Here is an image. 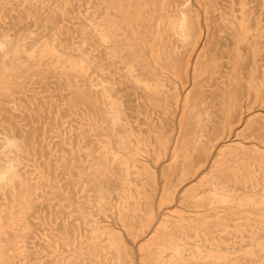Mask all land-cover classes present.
<instances>
[{"label": "rangeland", "instance_id": "1", "mask_svg": "<svg viewBox=\"0 0 264 264\" xmlns=\"http://www.w3.org/2000/svg\"><path fill=\"white\" fill-rule=\"evenodd\" d=\"M130 258L264 264L262 0H0V264Z\"/></svg>", "mask_w": 264, "mask_h": 264}, {"label": "bare ground", "instance_id": "2", "mask_svg": "<svg viewBox=\"0 0 264 264\" xmlns=\"http://www.w3.org/2000/svg\"><path fill=\"white\" fill-rule=\"evenodd\" d=\"M262 2L264 3V0H262ZM181 17H182V19H181V22H182V26H181V28L180 27H178L177 25H175L174 26V28H173V32L172 33H174V35H180L181 37H183V38H186V37H189V35L191 34V31H190V29L188 28V25H187V22H188V17L185 15V14H182L181 15ZM180 20V19H179ZM169 32V31H168ZM164 33V32H163ZM165 33H166V31H165ZM168 35V34H167ZM165 36V35H164ZM161 37V36H160ZM169 37H171V36H169ZM168 39V38H167ZM177 39V38H176ZM180 39V38H179ZM165 40V39H164ZM188 40H190V39H188ZM174 41V40H173ZM176 41V40H175ZM168 46V45H167ZM171 46H173V45H171ZM177 46V45H176ZM182 47V46H181ZM174 48V47H173ZM168 49V48H167ZM170 49V48H169ZM183 49V48H182ZM181 49V50H182ZM161 51V50H160ZM175 51V50H174ZM178 51V50H177ZM176 51V52H177ZM180 51V50H179ZM163 52V51H162ZM167 53V52H166ZM169 53V52H168ZM165 54V53H164ZM170 54V53H169ZM172 54V53H171ZM170 54V55H171ZM160 55H161V53H160ZM173 57V56H172ZM192 57H194V56H192ZM82 59V58H81ZM84 60V59H83ZM84 61H86V60H84ZM178 61V60H177ZM79 62H80V60H79ZM82 63V62H81ZM174 63V62H173ZM189 63V62H188ZM192 63V62H191ZM83 64V63H82ZM81 64V65H82ZM172 65H174V64H172ZM191 65V64H190ZM196 65V64H195ZM193 66V65H192ZM173 67H175V66H173ZM177 67V66H176ZM78 68V67H77ZM86 68V67H85ZM84 68V69H85ZM195 68V67H194ZM80 70V69H79ZM190 70V69H189ZM161 71H163V70H161ZM167 72V71H166ZM177 72V71H176ZM197 72V71H196ZM162 73V72H161ZM173 73V72H172ZM176 74V73H175ZM195 74V73H194ZM154 75H156V74H154ZM168 75H169V73H168ZM185 75H186V73H185ZM154 77V76H153ZM162 78V77H161ZM167 78V77H166ZM172 79V78H171ZM154 80V79H153ZM163 80V79H162ZM173 80V79H172ZM217 80V79H216ZM155 81V80H154ZM171 81V80H170ZM215 81V80H214ZM175 82V81H174ZM154 84V83H153ZM157 85V84H156ZM180 85V84H179ZM179 85H178V87H179ZM181 86V85H180ZM176 87V86H175ZM161 88V87H160ZM177 88V87H176ZM184 88V87H183ZM187 88V87H186ZM155 89V88H154ZM168 89H170V88H168ZM202 89H204V88H202ZM201 89V90H202ZM164 90V89H163ZM180 90V89H179ZM200 90V91H201ZM207 90V89H206ZM111 91V90H110ZM156 91V90H155ZM166 91V90H165ZM203 91V90H202ZM205 91V90H204ZM208 91V90H207ZM161 92V91H160ZM180 92V91H179ZM184 92H185V90H184ZM165 93V92H164ZM167 93H169V92H167ZM209 93V92H208ZM183 95V94H182ZM188 96V95H187ZM207 96H208V94H207ZM168 97V96H167ZM171 97V96H170ZM203 97V96H202ZM156 98H157V96H156ZM172 98H170V100H171ZM203 99V98H202ZM149 100V99H148ZM151 100H152V98H151ZM198 100V99H197ZM151 102H153V101H151ZM156 104V103H155ZM169 106V105H168ZM173 106V105H172ZM114 107V106H113ZM118 109V108H117ZM203 111V110H202ZM169 114V113H168ZM165 116V115H164ZM168 118V117H167ZM133 132V131H132ZM143 132V131H142ZM142 135V134H141ZM134 136V135H133ZM108 137V136H107ZM158 137V136H157ZM103 139V138H102ZM133 140V139H132ZM142 140H144V139H142ZM103 141V140H102ZM135 141V140H134ZM144 141H146V140H144ZM128 142V141H127ZM126 142V143H127ZM131 142V141H130ZM129 143V142H128ZM97 144H98V142H97ZM108 144V143H107ZM109 145V144H108ZM129 145H130V143H129ZM138 145V144H137ZM103 146V145H102ZM149 146H150V144H149ZM96 147H98L97 145H96ZM140 147H142V146H140ZM139 148V147H138ZM98 149V148H97ZM101 149V148H100ZM146 150V149H145ZM147 152H148V150H146ZM105 152V151H104ZM154 152V151H153ZM90 153V152H89ZM118 153V152H117ZM122 153V152H121ZM142 153V152H141ZM101 154H102V152H101ZM160 154V153H159ZM194 154V153H193ZM105 155V154H104ZM122 155V154H121ZM143 155V154H142ZM151 156H152V154H150ZM153 155H155V154H153ZM99 156V155H98ZM101 156V155H100ZM99 156V157H100ZM147 156V155H146ZM98 157V158H99ZM104 157H106V156H104ZM116 157H117V155H116ZM89 158H90V156H89ZM104 159V158H103ZM110 159H111V157H110ZM162 159V158H161ZM90 160V159H89ZM92 160V159H91ZM99 160V159H98ZM114 160V159H113ZM132 160H134V159H132ZM106 161V160H105ZM104 161V162H105ZM123 161V160H122ZM152 161H153V159H152ZM100 162V161H99ZM103 162V163H104ZM124 162H126V161H124ZM139 162H141V161H139ZM149 162H150V160H149ZM183 162V161H182ZM116 163H118V162H116ZM145 163H147V162H145ZM144 163V164H145ZM180 163V162H179ZM96 164V163H95ZM101 164V163H100ZM112 164V163H111ZM134 165V164H133ZM137 165V164H136ZM178 165V164H177ZM180 165H181V163H180ZM99 166V165H98ZM110 166V165H109ZM132 166V165H131ZM149 166V165H148ZM147 166V167H148ZM13 167V166H12ZM103 166L101 165V168H102ZM115 167V166H114ZM136 167H138V166H136ZM111 168V167H110ZM152 168V167H151ZM181 168V167H180ZM103 169H104V167H103ZM124 169V168H123ZM128 169V168H127ZM178 169V168H177ZM98 170H99V168H98ZM138 170V169H137ZM137 170H135V171H137ZM140 170V169H139ZM145 170H146V168H145ZM182 170V169H181ZM10 171H13V170H10ZM107 171V170H106ZM110 171V170H109ZM134 171V170H133ZM151 171V170H150ZM114 172H116V171H114ZM140 172V171H139ZM154 172V171H153ZM156 172V171H155ZM12 173V172H11ZM104 173V172H103ZM108 173V172H107ZM134 173V172H133ZM180 173V172H179ZM106 174V173H105ZM116 174V173H115ZM136 174H138V173H136ZM154 175V174H153ZM157 176V175H156ZM138 178H140L139 176H138ZM79 179H80V177H79ZM136 179V178H135ZM146 179V178H145ZM137 180V179H136ZM139 180V179H138ZM144 180V179H143ZM155 181V180H154ZM129 183V182H128ZM127 183V184H128ZM133 183V182H132ZM134 185V184H133ZM87 186V185H86ZM129 186H130V184H129ZM140 186V185H139ZM142 186V185H141ZM156 186V185H155ZM84 187H85V185H84ZM88 187V186H87ZM86 187V188H87ZM85 188V189H86ZM127 188V187H126ZM133 188V187H132ZM144 188V187H143ZM147 189V188H146ZM127 190V189H126ZM132 190V189H131ZM130 190V191H131ZM138 190V189H137ZM145 190V189H144ZM154 190V189H153ZM135 191V190H134ZM151 191V190H150ZM148 193V192H147ZM130 194V193H129ZM145 194V193H144ZM127 195V194H126ZM151 195V194H150ZM143 197V196H142ZM125 198H127V197H125ZM129 198H130V195H129ZM133 198V197H132ZM135 199V198H134ZM127 200V199H126ZM138 200V199H137ZM136 200V201H137ZM133 201V200H132ZM152 201V200H151ZM154 201H155V198H154ZM131 202V201H130ZM138 202V201H137ZM123 203V202H122ZM146 203V202H145ZM129 204V203H128ZM131 205V204H130ZM147 205H150V203H147ZM136 206V205H135ZM134 206V207H135ZM141 208H142V206H140ZM123 208V207H122ZM146 208V207H145ZM149 208H151V205H150V207ZM135 209V208H134ZM148 209V208H147ZM136 210V209H135ZM145 210V209H144ZM149 210V209H148ZM125 211V210H124ZM146 212V211H145ZM154 210H151L150 212H149V216H150V218H152V216H153V214H154ZM137 213V212H136ZM144 213V212H143ZM147 213V212H146ZM120 214V213H119ZM126 214V213H125ZM131 214V213H130ZM129 215V214H128ZM132 215V214H131ZM136 216V215H135ZM142 216V215H141ZM144 216V215H143ZM130 217V216H129ZM149 218V217H148ZM132 220V219H131ZM120 221V220H119ZM151 221V220H150ZM126 222V221H125ZM128 222H129V220H128ZM135 222V221H134ZM202 225V224H201ZM131 226V225H130ZM112 228V227H111ZM113 228H114V226H113ZM123 228V227H122ZM130 229V228H129ZM125 233V232H124ZM117 236V235H116ZM125 236V235H124ZM120 237V236H119ZM118 237V238H119ZM95 238H98V235H95ZM124 238H126V237H124ZM123 239V238H122ZM163 241V240H162ZM101 244V243H100ZM102 245V244H101ZM98 247H99V245H97ZM103 246V245H102ZM259 246V245H258ZM93 247V246H92ZM105 247V246H104ZM88 248H90V247H88ZM88 248H86L87 250H88ZM103 248V247H102ZM113 248V247H112ZM231 248V247H230ZM93 251V250H92ZM91 251V252H92ZM114 251H115V253L117 254V256L119 257V258H121V257H123L124 255H123V253L121 252V250L119 249V247H118V245L117 244H114ZM101 252V251H100ZM99 252V253H100ZM103 252V251H102ZM104 252H106V251H104ZM114 253V252H113ZM108 254V253H107ZM99 255V254H98ZM89 256H91V255H89ZM96 256V255H95ZM94 256V257H95ZM107 256V255H106ZM112 256H114V255H112ZM103 257V256H102ZM115 258V257H114ZM116 259V258H115ZM101 260H104V259H101ZM117 260V259H116ZM131 262H132V264H135V260L133 259V258H130L129 259ZM115 261V260H114ZM109 262V261H108ZM71 263V262H70ZM116 263V262H115ZM118 263V262H117ZM106 264V263H105Z\"/></svg>", "mask_w": 264, "mask_h": 264}]
</instances>
